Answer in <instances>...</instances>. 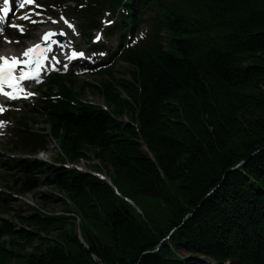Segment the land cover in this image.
Returning <instances> with one entry per match:
<instances>
[{
  "label": "trees",
  "instance_id": "16d2710c",
  "mask_svg": "<svg viewBox=\"0 0 264 264\" xmlns=\"http://www.w3.org/2000/svg\"><path fill=\"white\" fill-rule=\"evenodd\" d=\"M169 15L170 50L158 37L124 56L127 78L109 69L94 86L109 112L79 104L74 114L67 102L64 116L45 118L67 159L90 154L118 194L89 173L13 162L25 186L44 178L71 202L87 248L71 218L2 199L12 216L0 219V264H264V0H175Z\"/></svg>",
  "mask_w": 264,
  "mask_h": 264
},
{
  "label": "rangeland",
  "instance_id": "374dc122",
  "mask_svg": "<svg viewBox=\"0 0 264 264\" xmlns=\"http://www.w3.org/2000/svg\"><path fill=\"white\" fill-rule=\"evenodd\" d=\"M127 67L128 66L126 65V63H123L122 61L117 62L115 60V62L113 63V67H112L113 72H114V77L115 78H127L126 77L127 73L125 72ZM91 76H92V79L88 80L87 82L92 84V85H96L98 82L103 81V80L110 81L108 76H104V75L96 76V74H93ZM78 81L82 82L83 79L78 78ZM84 86H85V90L82 93V98H85L87 100H91L97 104L103 103L102 97L99 94H94L93 90L90 89V87H88L89 85H84ZM76 87H77V85H76ZM36 127L41 129V128H47L48 126H47L45 121H41L39 123V125H37ZM53 140H55V139L51 136H47L45 138V143L47 144L46 150H45L46 153H44L43 155H39L37 157L38 159H41V160H44V159L53 160L54 159L55 154L58 152V148L56 147ZM55 141H57V140H55ZM0 150L2 151L3 154L8 153L7 155H9V151L2 144V142H0ZM88 157H89V159H87V160L83 159L81 162H79L80 163L79 165H81L83 167H88L87 166L88 164L97 163L92 159V156L90 154H88ZM2 164H3V160H0V166ZM8 167H11V166L8 165ZM40 182L43 184H41V186L38 189L31 191L30 194L27 196V198L31 197L32 201H34V202L36 201L37 203H42L45 207L51 208L54 205L57 206L56 204H52V203L51 204H49V203L44 204L43 203L46 201L41 199L42 196L50 198V196H56V192L52 186H50L44 182V178H41ZM4 183H8L9 185L12 184L10 179H5L2 184L4 185ZM2 184H0V189H1L0 192L5 193L8 196V198H7L8 199V205L10 207L14 208L15 210H22L24 213H27L28 211H26L27 208H24V204L20 203L18 198L13 196L14 194H12V192L10 194V193H8V191L6 192L5 190H3L4 186ZM11 216H12L11 212L0 214V219H10ZM145 253H147V252H145Z\"/></svg>",
  "mask_w": 264,
  "mask_h": 264
},
{
  "label": "snow or ice",
  "instance_id": "6c2138e0",
  "mask_svg": "<svg viewBox=\"0 0 264 264\" xmlns=\"http://www.w3.org/2000/svg\"><path fill=\"white\" fill-rule=\"evenodd\" d=\"M24 3H33V0H21V7H23ZM5 8L0 9V12H4L7 14V11L9 10L7 5L9 4V0H4ZM35 23L36 21H31ZM55 22V21H53ZM67 23V21H65ZM111 23V21H109ZM16 26V25H13ZM72 27L71 25H69ZM20 30L23 31V28L21 26ZM2 31V30H0ZM51 35V32L45 34V38ZM95 39H99V36H97ZM7 41V38H6ZM11 42V41H7ZM22 55L26 57L25 60L20 61L17 57L13 56L10 58L7 57H0V60H3L4 63L0 64V92L3 91V86L7 85L8 88H10L12 91L5 93V95L9 96L10 98H17L18 94L23 91V89L20 87V81L28 78L31 75V72L25 73L23 69H21V74L19 77L14 75L16 64L17 63H23L25 65H28L31 67L33 64L36 65L37 68H39L40 64L46 57L44 56V50L41 49V45L37 43L36 45L26 49ZM83 57L84 52L83 51H75L73 52V57ZM28 95H33V93H29ZM3 105H0V111H3ZM4 122L0 121V125H2Z\"/></svg>",
  "mask_w": 264,
  "mask_h": 264
},
{
  "label": "bare ground",
  "instance_id": "6f19581e",
  "mask_svg": "<svg viewBox=\"0 0 264 264\" xmlns=\"http://www.w3.org/2000/svg\"><path fill=\"white\" fill-rule=\"evenodd\" d=\"M166 3H168V1H166ZM215 7V6H214ZM10 11V10H9ZM8 15V14H7ZM5 16V15H4ZM168 16H171V15H169L168 14ZM150 22V20H147L146 22H144V23H141V25H143V27H146L147 25H148V23ZM111 27V26H110ZM138 28H140L139 26H137ZM152 28V27H151ZM172 41H168L167 39H161V45H164V47H166V49L167 50H170L171 48L169 47V43L171 44V46H174L172 43H171ZM99 51H101V50H99ZM172 51V50H171ZM173 52V51H172ZM101 53L102 54H104L103 53V51H101ZM105 55V54H104ZM112 56V54H110V57ZM135 61H133V63H134ZM42 73V70H39V71H37L36 73H35V76L34 77H37L38 75H40ZM33 77L31 78V80L29 81V84L30 83H32V81H33ZM89 79H83V81L82 82H80V81H78V79H75V84L73 85V88H76V85H77V87L78 86H81V85H89L88 87H90V89H92V90H94L95 89V85H92V84H90V83H88L87 81H88ZM16 99V98H15ZM17 100V99H16ZM50 108L51 109H53V106H50ZM135 128L137 129V126H135ZM146 152H147V150H145ZM88 166V165H87ZM236 167H238V166H236ZM235 167V168H236ZM88 167H84V169L86 170V171H89V169H87ZM239 169V168H238ZM70 170H73V169H70ZM97 172H98V175H100V180L102 181V182H104L105 184H109V182H110V180L109 179H105L104 178V176L106 175L107 176V173L104 171V170H96ZM16 179V181L18 182V183H22V179H20V178H15ZM110 187H111V189L112 190H115L116 189V186L114 185V184H112V185H110ZM52 202H49V204H51ZM130 204V203H129ZM164 204V202L162 201V202H160V205H163ZM131 205V204H130ZM133 205L134 206H136L137 207V205H135V203L133 202ZM136 207H133V209H135L136 210ZM46 208V207H45ZM131 208V207H130ZM11 209H14V208H11ZM70 209H72L71 207H70ZM125 209H127V208H125ZM128 211H129V208L127 209ZM139 211V210H138ZM75 212V210L73 211V213ZM140 212V211H139ZM54 214H58V212H54ZM127 220H129L130 221V219L129 218H127ZM186 220V219H185ZM14 221H15V224L16 225H20L19 224V222H18V220H16V219H14ZM134 222L136 223H139V221L138 220H134ZM134 224V223H133ZM136 226H137V224H135ZM139 225V224H138ZM73 226L74 227H77V219H75V222L73 223ZM78 226H80L79 224H78ZM138 227H140V226H138ZM93 231H92V233L93 232H95L94 231V229L93 228H91ZM77 230H78V232H81V229L79 228V227H77ZM174 229H169L168 230V233H166L165 234V237L166 236H168V235H170V234H172V232L171 231H173ZM79 235H81L82 236V234L80 233ZM77 237H78V235H77ZM79 239V238H78ZM84 245V248H87L86 247V245L85 244H83ZM91 260L92 261H96V262H101V259L99 258V257H97V255H95V254H92V256H91Z\"/></svg>",
  "mask_w": 264,
  "mask_h": 264
},
{
  "label": "water",
  "instance_id": "95a60500",
  "mask_svg": "<svg viewBox=\"0 0 264 264\" xmlns=\"http://www.w3.org/2000/svg\"><path fill=\"white\" fill-rule=\"evenodd\" d=\"M189 217H190V216H187L186 218L188 219ZM80 233H81V232H80ZM80 233H79V234H80ZM80 236H81V235H80ZM78 238H79V240H80V239L82 238V236H81V237L78 236ZM83 243H84V241L82 242V244H83Z\"/></svg>",
  "mask_w": 264,
  "mask_h": 264
}]
</instances>
